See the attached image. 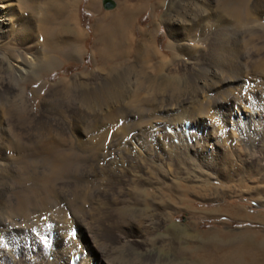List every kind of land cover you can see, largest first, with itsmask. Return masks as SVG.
<instances>
[{
  "label": "rangeland",
  "instance_id": "obj_1",
  "mask_svg": "<svg viewBox=\"0 0 264 264\" xmlns=\"http://www.w3.org/2000/svg\"><path fill=\"white\" fill-rule=\"evenodd\" d=\"M93 1L88 0L87 4V0H23L21 6L26 10L25 13L28 11L27 13L32 15L26 13L33 21H27L22 15L24 12L17 13L19 21L16 28L21 33H10L9 30L7 34L10 35L5 39L0 51V106L3 112V117H0V203L4 200L2 205L0 204V215L12 216L13 220L26 222L35 228L40 226V230L41 227L46 230L57 226L61 232L68 233L73 239V243H64L61 240L62 252L55 253L42 250L39 244H30L26 247L32 249L30 256L33 257H30L25 249L18 251L17 246L3 236L0 240L5 243L2 241L0 246H10L8 249L13 255L11 258L3 257L4 260L0 258V263L24 264L25 261V264H28L30 260L32 264H46L48 259H51L49 264H70L72 261H67L69 255L66 248L74 246L75 250H79V255H92L91 257L95 258L94 254L99 252L101 246L117 244L111 253L118 264H151L154 261L156 264H264V207H259L257 202L250 200L256 199L264 204V148L257 147L256 151L252 152L240 143V146L231 145L237 136L225 137L227 142L219 154V169L223 177L231 179L229 184L215 180L210 184L201 185L194 183L192 173L186 167L166 168L158 165L149 167L154 174L153 179L133 180L124 175L110 174L108 168L112 169L115 165L106 163L105 166L102 162H91V151H86L89 154L85 156V150L89 148L86 140L92 141V118L89 120L91 116L85 113V110L77 109L73 102L91 89H94V96L97 90L102 94V89L99 90L101 81H109L122 71L128 70L131 64L134 65L137 58L135 55L131 56L128 51L130 47H135L137 42L143 41L141 31L144 29L151 31L154 26L159 28L155 43L164 51L165 56H169L170 60L164 59L162 63L171 65L172 55L163 49L168 38L167 29H171L170 21H187L190 18L211 21L216 16L221 17L224 12L221 8L220 11L212 13L213 6L222 7L226 0H207L209 2L206 5L198 0H157L156 4L151 6L150 14L135 19L131 27L123 29V37H114L113 30L100 29L99 32L101 35L103 33V36H99V40L102 38L110 52L105 64L98 62L96 68L92 53L94 52L95 61H99L95 50L99 44L94 41L90 26L97 24L95 19L98 9H92ZM251 2L256 4L255 15L259 17L258 12L264 9V0ZM83 6L89 14L81 10ZM200 9L208 12L207 17L199 13L197 15L196 12ZM74 26H77L78 30H81L82 26L85 32L88 31L87 35L83 32L80 38ZM173 29L177 36L181 37V29L178 26ZM184 31L191 35L195 29L186 26ZM107 32H113L112 36ZM11 35L13 38L9 39ZM130 38H133V41ZM117 39L125 44H108ZM76 41L80 46L79 52L75 51L78 50L76 46L74 48ZM41 47H44L46 58L55 61L57 69L49 75H44L43 80H46L47 84L39 98L30 97L32 110L27 114L17 105L20 99L16 97L17 90L13 92L14 96L9 93L7 85L13 79L8 63L14 61L18 51L31 57ZM84 54V61L81 63ZM187 56L181 54L176 62L182 76L179 77V88L191 79V59ZM159 61L158 58L153 60L154 63ZM59 79L65 81L68 93L63 92L60 94L61 99H55L49 86ZM39 84L32 82L26 86V90L37 89ZM12 97H15L14 104ZM43 97L50 98L41 110ZM134 100L140 101L139 95L135 96ZM107 102L108 100L105 104ZM8 131L13 133L12 140L7 135ZM64 137H67L68 141ZM63 139H66L69 145L72 142H84L85 150L81 152V157H78L77 168L51 179L54 175L43 169L48 164L57 166L59 158H43V155L41 158L40 154L44 152L35 148L38 144H43L47 151L50 142L52 152H58L57 146ZM255 139L259 140L258 137ZM92 168H105L106 171L105 174L100 173L101 176L95 171L90 175ZM168 173L173 176L172 180L163 179ZM44 181H48V184H44ZM27 193L32 204L17 209V206H14L17 205L15 201L20 200V195L22 198V195ZM235 207H240L241 213L234 212L232 209ZM10 211L13 212L10 214ZM93 239L98 242L96 245Z\"/></svg>",
  "mask_w": 264,
  "mask_h": 264
},
{
  "label": "bare ground",
  "instance_id": "obj_2",
  "mask_svg": "<svg viewBox=\"0 0 264 264\" xmlns=\"http://www.w3.org/2000/svg\"><path fill=\"white\" fill-rule=\"evenodd\" d=\"M22 1L0 0V51L6 41L5 39L10 35L7 33L10 31V33H17L18 35L21 33L16 28L19 21L16 14L26 11L21 6ZM42 1L44 2V0ZM198 1L205 5L209 2L207 0ZM254 5L256 4H252L251 0H226L222 7L213 6L212 13L220 11L221 8L225 13L223 12L221 17L216 16L211 21L203 18H190L187 21L172 19L170 21L172 30L167 29L168 38L164 44L165 48H163L168 54L172 55L171 65L168 66L163 64L162 61L169 59V56L167 54L165 56L164 51L160 50L155 43L159 28L154 26L151 31L145 29L143 41L137 42V45L130 47L128 51L131 56L135 55V58H137L133 63L134 65L131 64L129 68L127 67L130 71H122L121 74H115L116 76L109 81H101L102 86L99 90L102 89V94L97 90L94 96V89H91L78 96V99L73 100L77 109L85 110V113L91 116L88 119L92 118V141L86 140L89 143L88 150L83 147L84 142L81 144L72 142L74 139L69 140L72 142L69 145L67 137H64L67 141L63 139V142L60 141L58 144L57 149L54 148L58 152H52V145L49 142L47 151L50 154L43 144H38L35 150L39 149L44 152L40 154L41 158L42 155L43 158H59L57 166L48 164L43 170H46L50 175H54L51 178L54 179L60 173L77 168L78 157H81V152L85 150V156L91 151V158L89 156L91 162L94 161L97 164L102 162L105 166L106 163L115 165L112 169L107 166L110 174L124 175V177L127 176L133 180L153 179V172L150 168L158 165L166 168L171 166L186 167L192 173L194 183L198 182L201 185L210 184L215 180L229 184L231 179L226 178V176L223 177L219 169L221 165L219 154L221 150H224V145L227 142L225 137L228 135L237 136V139L233 140L231 145L234 146L240 143L241 146L243 145L252 152H255L257 147L264 148V9L260 13L258 12V17L255 15L256 6ZM29 7L30 5L27 8ZM200 11L196 13L197 15L198 13L202 14L203 17L208 13L204 9H200ZM24 13L22 15L27 21H33L30 13L27 14L31 16ZM71 18L73 19V16ZM109 23H120V21L110 20ZM177 26L183 32L181 37H178L173 29ZM186 26L194 28V33L191 35L186 34L184 31ZM76 27L74 26V29L80 38L83 32L87 35L88 31L85 32L82 26H80L81 30ZM90 30L93 37H95L94 41L99 44V47L95 49L99 61H95L94 52L92 53L93 57L91 56L96 68L98 62L105 64L108 58L107 54L110 51L106 43L102 42V38L99 40V36H103V33L101 35L100 30L97 31V24L90 26ZM104 30L110 29L104 28ZM113 32L107 33L112 36ZM116 36L118 35L115 34L114 37ZM12 38L11 35L9 39ZM74 44V48L75 46L78 48L75 51L79 52L80 46H78L77 41ZM43 48L36 50L31 57L18 51V56L14 61L8 63L10 75L13 79L7 85L9 93L13 94L17 90L16 97H20L17 105L20 110L22 108V111L27 114L32 110L30 97L32 99L39 98L43 87L47 84L46 80H43L44 75H49L57 69V66L54 65L55 61L46 58ZM61 54L65 56L64 53ZM181 54L190 57L192 67L189 69L191 75L189 81L191 83L188 81L186 85L179 88L178 81L181 75L176 62ZM84 57L85 54L81 58V63L84 61ZM156 58L160 59L158 63L153 62ZM32 82H39L40 84L37 89L27 91L26 86ZM49 87L50 91L54 93L55 99H61L60 94L62 95L63 92L68 93V86L62 79ZM137 95H139L140 101L134 100ZM14 98L12 97L13 104L15 102ZM49 98L43 97L41 99V110ZM107 100L108 102L105 104ZM1 109L0 106V117H3ZM186 122H189V124L185 125ZM165 127H169V129L165 130ZM11 133L8 131L7 135L11 137ZM256 137L259 140L255 139ZM231 145L228 146L231 147ZM27 146L29 145L27 144ZM238 146L240 145L238 144ZM31 147L33 148L34 145ZM1 162L2 159H0V166ZM258 163L259 161L255 166ZM94 171L95 173L99 172L100 175V173L105 174L106 170L105 168H92L89 171L90 175ZM172 178L173 176L168 173L165 174L163 179L172 180ZM48 181H44V184H48ZM231 195L233 194L231 193ZM22 196L21 198L20 195V200L15 201L17 205L14 206H17V209L29 207V204H32L28 193ZM250 200L257 202V206L264 207V204L259 203L260 201ZM97 205L101 206L100 203ZM10 208L12 207L10 206ZM232 210L234 212L240 211V207H235ZM13 211L9 213L11 214ZM12 218V216L0 215V238L6 236L11 243L13 242L17 246L18 251L25 249L29 256L32 249L29 250L26 247L30 244H39L42 250L55 253L57 251L62 252L61 240L64 243H73L71 235L61 232L57 226L51 228L47 226L49 229L46 230L41 227L40 230V226L35 228L34 225L32 227L31 224L23 223V221L17 222ZM28 220L25 221L28 222ZM2 241L0 240V244ZM93 241L95 245L98 243L94 239ZM115 246H101L98 249L99 252L94 254L95 258H92V255H79V250H75L74 246L73 248L65 247L69 255L67 261H72L70 264H118L111 253L115 250ZM8 247L10 246H0V258H11L13 254L11 255L12 252ZM29 262L28 264H32ZM47 262L46 264H49L51 259H48ZM151 264H156V262L154 261Z\"/></svg>",
  "mask_w": 264,
  "mask_h": 264
},
{
  "label": "crops",
  "instance_id": "obj_3",
  "mask_svg": "<svg viewBox=\"0 0 264 264\" xmlns=\"http://www.w3.org/2000/svg\"><path fill=\"white\" fill-rule=\"evenodd\" d=\"M102 1L103 0H98V1L96 0L95 2L94 0L92 5V9L97 7L98 16L101 17L99 18L97 16V18L95 19V22H97V31H99L100 28L101 29L105 28L110 30L113 29L116 35L123 37V33H121L123 32V29L131 27L132 21H134L135 19L144 17V15L146 14H150L151 6L156 4L157 0H111L115 4L114 7L111 9H104L102 5ZM87 4H88V0H87ZM85 7L83 6L81 10L89 14V12H86V10L84 9ZM110 20H119L121 24L120 23L111 24L109 23ZM144 30L141 31L143 38H144ZM108 44L124 45L125 42L120 39H117V41H115L114 43L108 42Z\"/></svg>",
  "mask_w": 264,
  "mask_h": 264
},
{
  "label": "water",
  "instance_id": "obj_4",
  "mask_svg": "<svg viewBox=\"0 0 264 264\" xmlns=\"http://www.w3.org/2000/svg\"><path fill=\"white\" fill-rule=\"evenodd\" d=\"M102 5H103V8L104 9H111V8H113L114 7V2L113 1H111V0H103L102 1Z\"/></svg>",
  "mask_w": 264,
  "mask_h": 264
}]
</instances>
